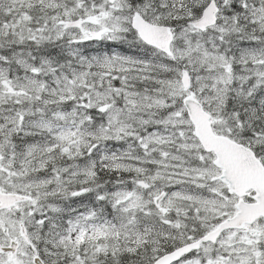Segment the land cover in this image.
Here are the masks:
<instances>
[{
    "label": "snow or ice",
    "instance_id": "snow-or-ice-1",
    "mask_svg": "<svg viewBox=\"0 0 264 264\" xmlns=\"http://www.w3.org/2000/svg\"><path fill=\"white\" fill-rule=\"evenodd\" d=\"M0 264H264V0H0Z\"/></svg>",
    "mask_w": 264,
    "mask_h": 264
}]
</instances>
